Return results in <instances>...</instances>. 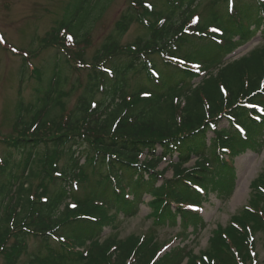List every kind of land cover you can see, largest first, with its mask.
Masks as SVG:
<instances>
[{"label": "trees", "instance_id": "16d2710c", "mask_svg": "<svg viewBox=\"0 0 264 264\" xmlns=\"http://www.w3.org/2000/svg\"><path fill=\"white\" fill-rule=\"evenodd\" d=\"M112 1L74 0L72 18L47 35L68 65L87 69L86 84L76 78L65 92L60 61L40 91L42 73L34 70L38 98L26 108L19 101L15 134H0V264L23 257V264H264L251 254L257 231L264 244V176L253 183L254 203L217 228L209 252L177 247L156 259L153 237L103 238L110 221L135 215L146 194L154 195L158 226L178 217L189 223V205L208 186L234 189L236 157L264 142V47L225 57L264 25V0H209L202 13V0H130L87 63L91 29ZM135 22L144 33L122 44ZM68 36L81 47H66ZM190 64L205 73L197 82ZM82 85L66 110L64 98ZM164 159L171 178L157 169Z\"/></svg>", "mask_w": 264, "mask_h": 264}, {"label": "rangeland", "instance_id": "374dc122", "mask_svg": "<svg viewBox=\"0 0 264 264\" xmlns=\"http://www.w3.org/2000/svg\"><path fill=\"white\" fill-rule=\"evenodd\" d=\"M155 2L156 0H150ZM241 6H246L249 0H240ZM130 0H113L109 8L100 19L96 21L91 29L90 42L86 47L84 60L87 63L92 61L95 51L101 46L106 37L111 33L123 12L128 8ZM209 0H202L198 12L208 8ZM221 4V3H220ZM76 3L74 0H0V134L10 135L14 133L16 120V109L19 101L24 103L26 108L38 98V81L33 69L42 73L43 87L38 90L44 91L50 83L51 75L57 66L60 65L66 77L65 92L71 88V84L80 78L86 84L87 69L74 70L66 63L64 55L56 44L47 42V35L57 23L63 19L67 22L74 14ZM81 13V12H80ZM76 15L75 23L80 15ZM83 20V19H82ZM80 23L77 22L76 26ZM144 29L137 22L133 23L122 39V44L131 43L137 36L142 35ZM264 25L255 26V31L249 37L237 44L235 56L250 54L256 48L264 47ZM66 46L72 50L79 48L74 40L69 38L65 41ZM28 54L26 58L22 53ZM59 51V52H58ZM71 54V52H70ZM69 54V55H70ZM59 56L56 59V56ZM70 60V56H65ZM27 73L24 72V64ZM199 81L196 78L193 82ZM81 88L69 93L64 98L66 110L75 106L83 91ZM100 98V94L96 96ZM61 110L56 113L59 114ZM27 118V115L25 116ZM211 136H209V139ZM0 153H3V146L0 144ZM209 154V152H207ZM143 158V156H142ZM198 160L193 156L186 166H192ZM166 178H171L173 169L167 167V161L158 164L157 169L163 170ZM234 178V189L220 191L208 186L207 197H202L200 214H193L189 211L190 222L186 223L178 217L177 223L160 224L157 226L154 217L153 205L154 195L146 194L143 201L139 203L138 210L133 216H120L121 221H110L104 237H116L118 241H135L136 238H155L159 245V252H165L177 247H188L194 250V254L200 255L209 252L210 241L218 227L228 228L233 224V219L245 213L247 206L254 203L257 194L253 183L261 176H264V142L258 149H247L238 155L234 163V171L231 175ZM37 182L36 179H33ZM159 179L156 186L160 185ZM109 214V213H108ZM110 215V214H109ZM124 218V219H123ZM198 219V221L196 220ZM193 220L197 224H193ZM192 223V224H191ZM256 256L260 262L264 261V245L262 231L256 232ZM144 239V238H143ZM36 241L31 240L30 248ZM87 246H91L87 243ZM26 257H23L20 264H23ZM182 264H187V261Z\"/></svg>", "mask_w": 264, "mask_h": 264}]
</instances>
